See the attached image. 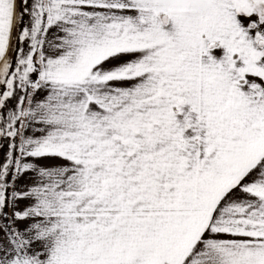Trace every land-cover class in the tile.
I'll return each instance as SVG.
<instances>
[{
	"label": "snow or ice",
	"instance_id": "obj_1",
	"mask_svg": "<svg viewBox=\"0 0 264 264\" xmlns=\"http://www.w3.org/2000/svg\"><path fill=\"white\" fill-rule=\"evenodd\" d=\"M0 264H264V0H0Z\"/></svg>",
	"mask_w": 264,
	"mask_h": 264
}]
</instances>
